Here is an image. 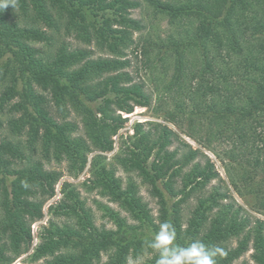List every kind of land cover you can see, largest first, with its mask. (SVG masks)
I'll list each match as a JSON object with an SVG mask.
<instances>
[{"label": "trees", "instance_id": "1", "mask_svg": "<svg viewBox=\"0 0 264 264\" xmlns=\"http://www.w3.org/2000/svg\"><path fill=\"white\" fill-rule=\"evenodd\" d=\"M7 4L0 7V264L31 246V225L64 176L46 167L53 160L66 162L72 177L89 163L85 184L127 214L110 208L113 226L98 225L78 187L62 181L31 255L40 264H99L104 254V264H156L146 241L165 221L180 243L219 246L218 264H235L250 249L264 264V0ZM144 7L166 19L162 32H144L147 23L134 15ZM130 54L151 69L146 78L130 70ZM150 85L163 122H135L112 165L104 153L128 120L122 112L150 106ZM173 125L200 147L179 139ZM234 194L250 196L259 216Z\"/></svg>", "mask_w": 264, "mask_h": 264}, {"label": "rangeland", "instance_id": "2", "mask_svg": "<svg viewBox=\"0 0 264 264\" xmlns=\"http://www.w3.org/2000/svg\"><path fill=\"white\" fill-rule=\"evenodd\" d=\"M147 6V5H145ZM134 15L140 18H143L145 22L147 23V28L144 30V32L149 31V32H162L166 28V19L157 17L155 18L154 14L148 7H144L141 9H137L134 12ZM136 36L140 35L139 32L135 33ZM76 45L80 46H87L83 43L78 44L77 42L75 43ZM131 59H133V67L130 68V70L135 74L136 78H146L148 72H151L149 69H145L142 64V58L141 57H136L133 54H130L129 56ZM155 70V69H154ZM152 72H155V71ZM149 93L153 94L152 96V104L147 107H140L136 106L134 108V111L131 113H124L122 112L124 117H128V120L123 128L119 130V132L113 136L114 140V149L110 152L104 153V155L107 156V161L111 162L112 165L115 163L113 156L120 150V146L122 144V141L127 138L128 135H131L133 133V125L135 122H142L145 124L146 127L151 126L152 124L156 122H163V111H158V108L160 106V101L158 100V94L157 91L150 85L148 88ZM2 118H6V116H2ZM72 118L73 119H79L78 116L73 112L72 113ZM174 130L178 133L179 139L182 141H186L191 143L194 147H200L195 141H193L191 138L187 137L184 133H182L177 127L174 125L172 126ZM180 142L177 140L174 142L173 147L178 146ZM172 147V148H173ZM205 152L215 161L216 164V169L220 172V175L223 178H226L225 170L223 167V164L216 158V156L210 152L205 150ZM93 154V153H92ZM92 154L89 155V158H91ZM47 161V160H46ZM45 161V162H46ZM46 167L51 168V169H58L60 171L64 172V176L62 179L58 182L56 185V195L49 199L45 204H44V217L40 220L34 221L31 225L32 229V235H33V240L31 243V246L27 251H23L19 255H14L13 252H10L11 256H14L15 259L12 262V264H40L43 262V260H37L34 261L32 259V254L34 252V249L36 245L40 242V232L42 231V227L44 225H47L49 222V219L51 217V212H49L48 208L50 204H55L59 199L62 197L61 193V183L64 180H67L73 184H75L78 189L80 190L82 197L87 201V204L92 208L93 212L95 213L96 216V221L98 225L106 224L108 227L113 226L112 220L110 219V208L115 209L116 211H120L123 215H126L127 213L122 211L120 206H118L117 203L111 202L108 197H104L100 195L98 190H90L88 185L85 184V181H87L91 177V171H90V164L88 163V166L82 172L79 176L77 177H72L68 175V166L66 162H57L56 160L46 162ZM118 174L122 176V178L126 181L128 179V174L122 169L119 168ZM137 183L139 186H141V193L143 197L146 199V201L150 202L151 207L153 208V211L156 212V203L155 200L150 196L149 192L146 189V186L143 185V183L138 179ZM220 183V180L216 179L214 180L211 184H218ZM234 198L242 204L245 209L253 216H259V214L255 213L253 210H251V207L253 205V199L249 197H244L241 198L240 196L234 194ZM189 210V207L185 208V213ZM108 256L104 254L102 256V260L99 264H104L107 260ZM243 261H247L250 264H255L253 258H252V249H250L248 252H246L240 259L235 261V264H241ZM141 262V260H134L130 259L129 264H138Z\"/></svg>", "mask_w": 264, "mask_h": 264}, {"label": "clouds", "instance_id": "3", "mask_svg": "<svg viewBox=\"0 0 264 264\" xmlns=\"http://www.w3.org/2000/svg\"><path fill=\"white\" fill-rule=\"evenodd\" d=\"M7 6V0H0V7ZM146 246L156 253V264H218L221 255L219 246H210L200 239L178 242L175 226L167 221L159 225Z\"/></svg>", "mask_w": 264, "mask_h": 264}]
</instances>
